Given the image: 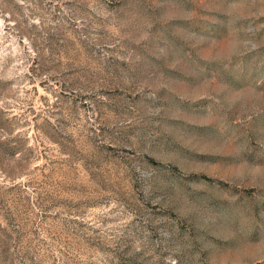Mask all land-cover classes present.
<instances>
[{
  "label": "rangeland",
  "instance_id": "rangeland-1",
  "mask_svg": "<svg viewBox=\"0 0 264 264\" xmlns=\"http://www.w3.org/2000/svg\"><path fill=\"white\" fill-rule=\"evenodd\" d=\"M0 264H264V0H0Z\"/></svg>",
  "mask_w": 264,
  "mask_h": 264
}]
</instances>
